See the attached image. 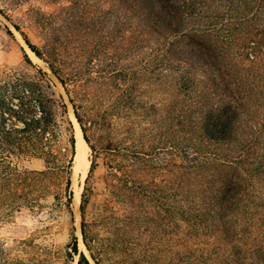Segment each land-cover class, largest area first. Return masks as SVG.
I'll return each mask as SVG.
<instances>
[{"label":"trees","instance_id":"trees-1","mask_svg":"<svg viewBox=\"0 0 264 264\" xmlns=\"http://www.w3.org/2000/svg\"><path fill=\"white\" fill-rule=\"evenodd\" d=\"M120 3L125 44L121 57L110 64L99 58L100 42L84 62L69 61L58 51L57 30L44 15L35 21L39 26L46 21L44 29L52 28L50 52L43 54L25 36L23 40L37 58H46L67 95L83 140L94 153L88 133L107 129L109 115L124 119L129 136L137 134L128 151L133 157L166 148L170 205L162 204L161 212L166 210L170 226L173 264H264V0ZM24 59L32 66L26 54ZM37 72L40 90L26 86L28 99H20L21 110L8 108V123L1 115L0 223L33 207V200H25L28 177L44 179L58 170L57 155H69L72 167L75 155L66 104L47 73ZM147 92L166 94L165 103L156 107L144 102L141 95ZM91 96L100 103L112 99L111 114L104 109L95 118L89 116L86 103ZM31 101L37 103L39 116L31 114ZM143 121L152 128L137 132ZM49 127L56 129L51 130L50 140L45 137ZM63 131L69 134L67 139ZM147 143L145 150L142 145ZM107 145L99 151L109 150ZM31 160L40 161L44 170L25 167L24 162ZM69 187L68 179V204ZM85 205L83 196L82 216ZM81 236L93 262L105 264L93 253L95 245L84 221ZM71 249L79 256L77 264H90L78 251L74 235ZM147 257L143 259L152 263L153 258Z\"/></svg>","mask_w":264,"mask_h":264},{"label":"rangeland","instance_id":"rangeland-1","mask_svg":"<svg viewBox=\"0 0 264 264\" xmlns=\"http://www.w3.org/2000/svg\"><path fill=\"white\" fill-rule=\"evenodd\" d=\"M121 5L120 0H0V120L2 115L6 123L10 121V107L21 110L20 99H28L26 86L40 90L36 81L39 78L37 71L41 69L66 104L65 117L71 122L75 137L80 128L73 119L67 95L50 72L46 58L35 57L25 46L23 36L41 53H49L52 28L48 25L44 29L46 21L41 26L35 21L36 16L44 15L57 30L61 46L58 51H62L69 61L74 64L84 62L88 54H92L91 48L100 42L99 58L110 64L121 57L125 44L121 40L120 26L125 17ZM85 46L87 50H83ZM25 54L32 66L26 63ZM95 58L92 64L96 66ZM119 62L123 63L124 59ZM78 86L84 90L81 84ZM144 90L150 91L149 87ZM165 97L166 94L156 92L141 95L144 102L156 107L165 103ZM36 104L31 101L28 106L31 114L39 116ZM111 105L110 98L100 103L92 96L86 103L89 116L94 118L104 109L111 114ZM106 118L107 129L88 133L90 145L96 147L97 152L94 153L84 141L88 147L86 168L79 165L77 171L74 161L72 167L69 166V155L65 158L57 155L58 170L44 179L41 176L27 178L25 200H33L34 205L0 223V264H77L79 256L73 255L71 249L73 235L78 238V251L85 253L90 264H95L82 242L83 221L95 245L94 255L104 258L105 264H173L170 226L166 210L161 212L162 204L166 208L170 205L167 198L171 180L169 153L163 148L140 159L133 157L128 151L136 143L133 139L137 134L132 137L127 134L123 118L116 115ZM12 122L17 123L13 119ZM146 128L151 129L152 124L143 121L137 132ZM51 130L56 131L49 127L45 133L49 140ZM62 136L67 139L69 134L63 131ZM106 144L109 150L99 151ZM148 144L142 148L147 150ZM49 145L53 147V143ZM55 146L58 147L54 144L53 148ZM24 165L28 169L44 170L37 160L24 162ZM68 179L70 204L67 202ZM83 196L86 205L82 216ZM97 250L101 252L98 254ZM145 254L147 258H153L152 263L143 259Z\"/></svg>","mask_w":264,"mask_h":264},{"label":"bare ground","instance_id":"bare-ground-1","mask_svg":"<svg viewBox=\"0 0 264 264\" xmlns=\"http://www.w3.org/2000/svg\"><path fill=\"white\" fill-rule=\"evenodd\" d=\"M75 139H76V141H75L76 160H78V162H79L78 166L82 165L83 167L86 168V166H87V150H88V147L85 144V142H84V140L82 138L81 131L79 129L77 130V132L75 134ZM78 166H76V170H77ZM73 179H75V178H73ZM75 204L77 205V199H76Z\"/></svg>","mask_w":264,"mask_h":264},{"label":"water","instance_id":"water-1","mask_svg":"<svg viewBox=\"0 0 264 264\" xmlns=\"http://www.w3.org/2000/svg\"><path fill=\"white\" fill-rule=\"evenodd\" d=\"M24 44H25V46H27L26 45V43H25V41H24ZM27 48H28V46H27ZM29 49V48H28ZM30 50V49H29ZM31 52V51H30ZM32 53V52H31ZM34 54V53H33ZM35 56V55H34ZM36 57V56H35ZM57 80V79H56ZM60 84V83H59ZM68 101V100H67ZM68 105L70 106V103L68 102ZM71 108V107H70ZM73 119L75 120V122H76V119H75V117H74V115H73ZM77 123V122H76ZM80 128V127H79ZM74 139H75V137H74ZM74 163H75V166H78V164H79V162H78V160H76V152H75V155H74ZM77 237V236H76ZM77 240H78V238H77Z\"/></svg>","mask_w":264,"mask_h":264}]
</instances>
